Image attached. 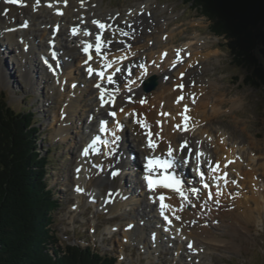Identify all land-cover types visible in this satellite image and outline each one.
<instances>
[{
	"label": "bare ground",
	"instance_id": "obj_1",
	"mask_svg": "<svg viewBox=\"0 0 264 264\" xmlns=\"http://www.w3.org/2000/svg\"><path fill=\"white\" fill-rule=\"evenodd\" d=\"M48 2L49 0H41L40 6L35 7V0H26V6L21 7L18 5H9L4 3V0H0V13L6 12V15H0V76L4 79V81L10 78L8 71L9 67L7 64H10L12 62V59L10 60L8 57L7 61L10 63L4 64L7 55L6 48H10V50L12 51V49L17 48L18 45H22V49L17 48L18 51L17 56L14 57V64L11 63L10 65H17L18 67L23 69V75L28 86L35 92H37V87H39L40 85L39 83H41L42 81L43 83H45L53 79L54 77L55 80L59 78L60 82H62L58 85V89L59 87H64L63 82H69V87L73 83H77L76 89H68L67 95H65L69 103L65 109L67 115L63 114L64 116L62 117L65 120L61 121L59 124L58 132L60 135L64 134L67 131L69 120L76 115V111L78 112V110H80L84 112L83 109L86 106L87 98L85 94H95V98L93 100L94 106L92 110L89 112L86 111L88 113V119L91 118V123L87 121L85 125L82 126V128L79 130V133L81 134L80 140L82 142H85L84 140L90 137L92 134L97 133V130H99L100 120H109V116L107 115L109 111H116L118 121L122 125H124V128H126V130H128L131 140L135 144L134 147L136 150V154L133 155V152H127L125 144L121 137L119 160L118 163L115 164V166L120 168L121 171L120 176L117 179H112L110 176H106L103 171L93 169L89 164L85 163L82 172L79 174V178H77V175L75 176L77 182L76 186L84 189L83 194L76 193V186H74L73 196L77 199V205L80 204L82 197L87 194V192H90L89 188L93 190L87 196L88 199H96L97 196H102L99 192L98 194H95L94 190L97 189V186L105 184L108 185V192L119 191L122 195L115 196L113 198V202L110 205L104 206L103 209L101 208V204H95L94 206L97 207V209L100 208L104 211L116 212L118 209H122L123 206H128L127 201H130L132 196L134 198L136 196L133 193L135 183H132V179L135 180L136 172H138V175H140V177L137 178L136 176V180L138 181L136 182V184H138L141 189L140 192L142 194L140 197H142V200H140V203L142 204L143 209L138 215L139 218L132 221L135 224V228L131 232L127 230L124 231L125 237H128L129 239L137 242L139 245H142L143 248L147 246L149 247V249L151 246L157 248L161 244L163 238H165L167 240V243L170 244H172L171 241H173L172 238L174 237L183 239V241H187V244L191 242L194 248L197 249L195 253L189 255L190 259H194L196 261V264H203V258L206 256L209 245L217 243L215 241H219L216 240L215 236L220 238L221 235L227 232H235L239 226H242V228L243 226L245 227L249 222L250 212L248 211L246 213L248 215H244V217H241V215L234 210L225 211L222 209L219 211L214 203V199L219 198V196L215 195L213 200L209 201L205 196V192L204 194H199V196L201 197L200 200H197L195 195L186 193L191 196V202L197 204L196 208H191L190 203L183 202L180 196L175 192L157 190V192L155 193H150L147 190V186L145 185L144 181L140 180L141 173H143V165L139 164L137 160H135V155L136 157L137 155H139L141 158H143L142 162L144 164V158L146 156L166 154V149L169 144L176 146L179 141L187 140L196 151H201L204 153V156L201 158L202 161L206 162L207 160L211 159L213 161L220 162L221 169L219 173L215 175L222 176L223 172H228V184L225 185V187L229 186V189L233 187L234 189H239L241 185L243 189L240 192L247 193L249 190L253 195L254 187H258L257 180L264 179V174L260 172V169L264 168V164L263 166H259V161L264 159V154H262L259 147L255 145V138L253 137V135H250L248 146L245 145L241 147V145L244 144L242 141L237 142V140L234 142V139L231 135L229 136L227 135V133L217 132L214 140H212L213 138H208L209 141H213V143H211V145L214 146H212L214 149L213 152L205 147L208 144L206 142H204V144L197 143V145L194 142L195 145H193L191 136L192 129L194 127V116L191 115L193 107L201 109L199 110V112L201 116L205 118L203 120L205 121L210 117L206 115V113L208 112L212 116L217 111V109H215V102H219V100H221L217 97V95H221L220 92L216 91L214 92L213 96L211 95L213 99L215 98L214 101H212L211 103H209L208 101H204L208 98V95H210V91L209 93L207 92L208 89L205 88L206 84L201 82V79H195L200 78L195 75L201 72V68H203V66L205 65H203V63L208 61V56L206 54L203 55L201 54L202 52L199 53L197 51L199 45V47L201 48V43H197L198 41L200 42L201 39H199L197 36H194L193 44L195 47H193L191 44H187L184 45L185 48H182L184 49V52L181 49H179V51L177 49V53L180 52V56L173 61H170V59H166L167 57H164V59L162 60L164 54L168 53L167 51H164V49L160 52H157L159 53V55H157L159 57L156 59H153L151 55L148 56L147 61L149 63V66H151L152 69L157 68V70L152 71L153 73L157 74L156 77L158 80L156 86V88H158H154V90H152L154 92L145 96L141 95L142 92H144L145 94L147 93L143 90L142 87H132L133 92L129 93V91L125 90V88L123 87V85L126 83H123V85L120 86L119 92L116 94L115 107L106 105L104 108H101L99 102V90L94 88V85L100 82L102 86L108 87L107 82L106 80L100 81L99 78L95 76H93L92 78L88 77V74L86 72L87 66L84 64L86 57L83 55L82 49L84 43H91L93 40L95 41L94 35L84 36L83 31L89 30L93 33L97 31L95 29V26L91 24V21L93 19H98L99 17H97V15H100L102 13V0H59V2L56 4V8L63 13V15L61 16L56 15L55 9H49L48 7H46V4ZM136 6V8L130 9L129 11L125 12L124 15L119 10H117L112 11L105 16L109 24L113 25L114 28L119 27L123 29L124 31L128 32L129 36H132L134 39L145 36L144 33L147 31V28L144 27L143 22L141 21L143 20L142 17L148 13L150 4L148 1V3H140ZM18 16H23L24 19L27 18L29 27L27 29H21L20 31H8V29H14L20 24L16 19ZM117 22H121L122 24H119ZM129 23L132 24V28L128 27ZM57 25L59 26V31L55 36V49L63 51L61 59L63 61L62 65L64 68L62 67L60 69V72L53 77L50 72L47 73V71L40 67L38 61L35 60V53L48 54L50 52L49 42L53 39V31L57 28ZM73 27H77L80 29L76 36L72 35L71 30ZM33 28L38 29L37 31H43L41 36H39L40 41L38 42L36 36H32L31 34L27 33V31ZM108 34L111 36L110 33ZM22 36L26 37L23 42H21L20 39ZM115 36L116 39H123L125 41V44L129 43V41H127L128 38L121 37L119 33H116ZM164 38L167 39L168 37L164 36ZM42 41H44L45 45ZM130 44L132 43L130 42ZM3 45H5V47ZM122 45L123 44L115 45V50H118V53L122 51ZM144 49H146L145 46ZM115 50L110 51L108 59L117 61V63H114L112 68L109 70L114 71L117 67L123 69L125 65L131 63H146L143 57V52H141L140 56L135 57L136 52L132 47L130 51H124L125 57L127 55L130 59L121 63L119 61V58H116V56H114L113 54ZM75 54L79 55V57L83 56L79 59L80 62H77L81 64V66H79L78 68L74 63ZM93 56L94 59L92 62H90L89 66L98 70L102 62L95 57L94 53ZM50 62L54 63V61H51V59ZM174 63L177 65L176 69H173ZM146 66L147 65H145V67ZM73 68H77L79 75L75 77L73 76V74L71 75V73L75 72ZM57 70L59 71V68ZM113 71H107L106 75L112 73ZM181 73H186V80L183 82L191 84L192 81H195L194 86L188 87L183 92L178 89V85L182 82L180 79ZM71 76L72 78H70ZM147 76L148 75H144V73H138L137 71V73H135V77H132V79L137 80V83H139V79L141 77L147 80L149 78ZM202 80L204 79L202 78ZM207 80V83L209 84L208 86L211 89V87H213L214 85V82L211 79ZM124 82H126V80H124ZM129 95L133 96V102L127 101L126 98ZM181 95H183L184 99L178 104L176 103V99ZM141 98L145 99L147 104L144 103L142 106L139 103V99ZM135 102L138 103V106L136 105L134 107L133 104ZM222 105L223 104L220 101L219 106L222 107ZM121 107L124 108V112H120L119 109ZM185 107H187L188 111L190 112L189 121L180 119L179 114L185 109ZM133 113H135L136 115L134 116ZM164 113H167V115H164ZM137 119H139L141 122H146L147 124L152 125L154 139L158 144V150L155 153H152L151 150L147 148L148 138L145 135V130L141 129L139 125L134 122ZM157 122H159V124H157ZM177 124L181 125V129L186 125L188 127L187 132L183 133L182 131H180V129L177 130L175 127V125ZM198 130L200 131V136L206 134V137H211L209 135L210 129L206 128L205 125L203 126V128L202 126H200V129ZM83 148L84 147H80L78 150L76 167L80 166V164L82 163V158L79 154L82 152ZM109 149L110 148L107 147V149L102 153H107ZM242 151H245L243 156L241 155ZM255 156H257V159L255 158ZM106 157L107 156L101 154L98 157H93L92 160L93 162L100 163L105 167H108L113 163V161L117 160V157ZM228 161H232V163L229 164L227 169L223 168V165L227 164ZM245 161L246 164H244ZM193 163L195 164V160L192 161L191 165ZM132 167H134L133 172L130 171ZM181 171L182 175L189 179V176L187 177V174H184V169ZM230 173H234L239 179L234 177V175L231 176ZM129 175H131L130 188L127 187V181L125 179V176ZM189 181L191 182L190 179ZM221 181V183L223 184V180ZM232 181H236V183L233 184ZM241 181L245 183L244 186ZM215 188L216 186L214 185V189ZM229 189H224L223 194L225 195V190L227 194V191ZM261 192H264V190ZM159 195H164L166 197L165 203L171 205L173 209L177 210L175 212V215H178L180 217V220H175L171 211L166 213L173 220L172 226L167 233L164 232V228L168 227V225L161 222V220H164L159 215L160 202L158 199L155 201L150 199V197H156ZM235 195H237L236 199H238L239 194L236 193ZM258 197L259 200L255 199L254 196V199H251L248 202L247 206L250 207L251 203L255 204V206L257 207L255 209H258V211H260L264 206V200L262 199L263 201L260 203L261 198L259 193ZM262 197L264 198V194ZM205 201H207L205 206L200 207L199 205L204 204ZM89 204V201H86L84 207ZM182 204L183 210L181 211L180 209ZM77 209L79 210L78 206ZM147 222L152 225L147 226ZM192 222H194V224H192ZM189 223L192 227L190 229ZM145 231H148L146 232V236H148L150 240L148 244L143 245L142 238L140 237V235H138V232L144 233ZM153 233H155L156 236L155 241H153L152 239ZM159 234H161L160 239ZM200 249H203V251H199ZM185 253L188 254V251L185 250Z\"/></svg>",
	"mask_w": 264,
	"mask_h": 264
},
{
	"label": "rangeland",
	"instance_id": "obj_2",
	"mask_svg": "<svg viewBox=\"0 0 264 264\" xmlns=\"http://www.w3.org/2000/svg\"><path fill=\"white\" fill-rule=\"evenodd\" d=\"M148 1L150 8L148 13L142 17L143 20L141 21L144 27L147 28V31L144 33L145 36L135 38L134 41L129 40L132 43L131 47L135 49V57L140 56L141 52H143V57L146 61L144 65H147V73H149L146 74L148 75L147 77L157 75L152 72L157 70V68L153 67L154 69H152V67L149 66L147 61L149 55H151L153 59H156L159 57L157 56L159 55L157 52L164 49V51L168 53L164 54L163 58L161 57L162 60L164 57H167L166 59L173 61L178 57L176 55L177 49L178 51L181 49L184 52L182 48H185L184 45L187 44H191L195 47L193 44V37L197 36L201 39L200 42H197L198 44L201 43V48L199 45L197 51L208 56V61L203 63L206 67L204 65V69L201 68V72L195 75L200 77L195 78L196 80L201 79V82L206 84L205 88L208 89L207 92L209 93L210 91V95H208L207 98L208 100L206 99L204 101H208L209 103L214 101L215 98L213 99L212 96L216 91L221 94L220 96L217 95L221 100L215 102V109H217V111L212 116L207 112L206 115L211 118L209 117L205 121H203L205 118L201 116L199 112L201 109L193 107V111L191 112V115L194 116V127L191 134L193 145H195V143L197 145V143L204 144V142H206L208 144L205 147L213 152L214 146L211 145L213 141H209L208 138H213L212 140H214L217 132L227 133L229 136L231 135L234 142L237 140V142L242 141L244 144L241 145V147L245 145L248 146L250 135H253L255 138V145L259 147L261 153L264 154V85L253 87L245 84V82L249 83L250 81L246 79L248 73L235 65L236 63H233L230 54L224 46L225 41H221V38L214 37L210 33V23L206 18L201 17L199 13L191 7L183 5L181 0H102V13L97 15V17H99L97 20L102 19V21H105L106 19L107 21L105 16L117 10L124 15L125 12L130 9L136 8V5L148 3ZM23 18V16H18L16 19L18 23L21 24ZM117 23L120 24L121 22ZM37 30L38 29L33 28L27 31V33L36 36L38 42L40 41L39 36H41L43 31ZM164 36L168 38L166 39ZM42 42L45 45L44 41ZM143 44L146 49H144ZM3 46L5 47V45ZM17 48L22 49L23 47L22 45H18ZM17 48L12 49V51L10 48H6L7 55L4 64L10 63L7 61L8 57L10 60L12 59L11 63L14 64V57L17 56L18 51ZM121 50L122 51L119 53L118 50H115L113 53L114 56L118 57L120 60L121 57H125L124 51H130L131 48L126 49L123 44ZM74 57V63L78 68V55L75 54ZM36 59L38 60L37 56ZM129 59V57H126V59L121 60V63ZM10 64H7L10 78L4 81L0 76V91L3 92L10 107L17 111L22 108H29L31 112H33L34 121L39 127V132L36 134V137L40 139L38 151L42 150L45 152L47 149L50 150L49 156L51 160L48 161L47 182L52 189L53 198L57 201V206L50 213L52 219L50 229L58 238L57 246H87L93 248L95 251H100L102 255L108 254L115 258L116 264H196V261L190 259L189 254L185 253V250H188L187 241H183V239L174 237L172 238L173 241H171L172 244H170L163 238L161 244L157 248L151 246L149 249V247L146 246L143 248L142 245L125 237L124 231L126 230L127 224L138 219V215L143 209L140 203V200H142V197H140L142 194L140 192L141 189L140 186L136 184V182H138L136 179L139 177L138 172H136L137 178L135 176V180L132 179V183H135L133 193L136 196L135 198L132 196L131 200L127 201L128 206H123L122 209L120 208L116 212L104 211L100 208L97 209V207L94 206L95 204L84 207L87 196L93 190L90 188V192H87V194L82 197L80 204L77 205V199L73 196L74 186L77 185L75 169L78 150L84 145V142L80 140L81 134L79 130L88 121L87 112L91 111L94 106L93 100L95 94H85L87 98L86 106L83 109L84 112L80 110H78V112L76 111V115L69 120L67 131L60 135L58 132L59 124L61 121L65 120L62 116H64L63 114L67 115L65 109L69 103L65 95H67L68 89L72 90V85L69 87V82H63L64 87H59L58 89V85L62 82H60L59 78L57 80L53 78L45 83H43V81L39 83L40 85L37 87V92H35L28 86L23 75V69L17 65ZM77 68H75L74 73H71L74 77L79 75ZM135 71V73L138 71V73L145 74L144 69L141 68ZM70 78H72V76ZM202 78L204 80H202ZM207 79H211L214 82L211 89L208 86ZM124 83H126L123 85L125 90L137 87L136 84L133 86L128 82ZM152 92L154 91L146 94L142 92L141 95L147 96ZM220 101L223 104L222 107L219 106ZM137 104L138 103L135 102L133 106L135 107ZM184 114L190 116L189 111L185 112L183 110L179 114L181 120L184 119ZM89 122H91L90 119ZM204 125L206 128L210 129L209 135L211 137H206V134L202 136L199 135L200 131L198 129H200V126L203 128ZM113 127V129H115V122L113 123ZM181 130L180 128V131ZM121 137L127 152H133V155L136 154L135 144L132 142L126 128L121 132ZM241 153L243 156L245 151ZM44 156L46 157L45 153ZM255 158L257 159V156H255ZM135 160H137L139 164L142 163V158L139 155H137V157L135 155ZM244 164H246V161ZM263 164L264 159L259 161V166H263ZM101 168L104 174L109 171V168L105 166L101 165ZM262 169H260V172L264 174V170ZM133 170L134 167L130 169L132 172ZM230 174L236 177L234 173ZM130 176L131 175L125 176L127 181L126 185L129 188L131 187ZM189 176H194V172L189 170ZM242 183L244 186L245 183ZM257 185L258 187H254L253 195L249 190L247 193L240 192L243 189L241 185L239 189H234L233 187L231 188L232 190L229 189V186H223L224 188L221 190L219 198L214 199L220 202L219 206L214 202L219 211L222 209L225 211L234 210L239 213L241 217L248 215L246 213L249 211L250 218L245 227L243 226L242 228V226H239V229L237 228L235 232H227L221 235L220 238L215 236L216 240L219 241H215L217 243L209 245L206 256L203 258V264H264V206L260 211L255 209L257 208L255 204L251 203L250 207L247 206L248 202L254 199V196L255 199L259 200L258 193L261 198L260 203L264 200L262 197L264 192H261L264 190V179H258ZM224 189L229 190L227 194L225 190V195H222ZM107 191L108 185L103 184L97 186L94 193L98 194L99 192L100 195L104 196ZM215 192L216 191L213 190V197H215ZM236 193L239 194L238 199H236ZM199 194L201 195V193ZM205 196L207 197L206 194ZM100 197L101 196L96 197L98 205L101 204ZM192 224H194V222H192ZM149 225L152 224L148 223L147 226ZM189 225V229L192 228L190 223ZM146 232L148 231H145V234L138 232V235L142 238L143 245L148 244L150 240L149 237L146 236ZM160 236L161 234H159V239Z\"/></svg>",
	"mask_w": 264,
	"mask_h": 264
},
{
	"label": "trees",
	"instance_id": "obj_3",
	"mask_svg": "<svg viewBox=\"0 0 264 264\" xmlns=\"http://www.w3.org/2000/svg\"><path fill=\"white\" fill-rule=\"evenodd\" d=\"M206 18L245 84L264 85V0H181ZM39 128L29 108L10 107L0 91V264H116L89 247L57 246L50 229L57 206L47 182L49 151H38ZM46 154V157L44 156Z\"/></svg>",
	"mask_w": 264,
	"mask_h": 264
},
{
	"label": "snow or ice",
	"instance_id": "obj_4",
	"mask_svg": "<svg viewBox=\"0 0 264 264\" xmlns=\"http://www.w3.org/2000/svg\"><path fill=\"white\" fill-rule=\"evenodd\" d=\"M59 2V0H49V2L46 4V7L49 9H55L56 15L61 16L63 15L62 12L59 11V9L56 8V4ZM4 3L9 5H18L21 7L26 6V0H4ZM41 3V0H35V7H39ZM0 15H6L5 13H0ZM91 24L95 26L94 33L89 30H84L83 35L84 36H95V44L92 43H84L83 44V54L86 56V60L84 61V64L86 67V72L88 74L89 78H92L93 76L99 78L100 81L107 82V86H102L100 82L95 84V88L99 90V102L100 107L104 108L106 105H111L112 107H115L116 104V94L120 90V86L123 85L124 80H127L129 84H137V87H141L145 79L141 77L139 79V83H137V80L132 79V77H135V70L137 68L144 69L145 74L147 73V68L144 64H137V63H131L128 65H125V67L122 69L120 67L115 68V70L110 75H106V72L112 68L114 63H117V61L109 60L108 56L110 54L111 50H115L116 44H125V41L123 39H116L115 34L119 33L121 37H128L129 33L124 31L123 29L119 27H113L111 24H107L106 22H102L97 19H93L91 21ZM29 27V24L27 21H24L23 23L19 24L14 29H8V31H20L21 29H27ZM129 28H132V24H128ZM59 31V26L57 25V28L53 31V39L49 42L50 43V59L51 61L55 62V67L52 62H50L49 58H44L43 63L47 66L48 70L55 76L57 75V69L60 67V61L58 58V52L55 50V36L56 33ZM80 31L79 28L73 27L71 32L73 36H76L77 33ZM110 33L111 36L108 34ZM21 42H23L26 37H21ZM27 50V49H25ZM101 61L100 68L94 69L93 67L89 66L90 62L93 61L94 56ZM177 56L179 57V52L177 53ZM126 59V57H121V60ZM177 65L173 64V69H176ZM126 73V75H125ZM119 74V75H118ZM181 83L178 85V89L180 91L186 90L190 86L195 85V81H192L191 84H188L186 82H183L186 80V73H181L180 75ZM114 86V90H113ZM76 84H72V88H76ZM129 93L133 92L132 88L128 89ZM128 102H133V96L129 95L127 98ZM184 99L183 95L177 97L176 103H180ZM139 103L143 105L146 103V100L141 98L139 99ZM120 112H124V108L121 107ZM185 112L188 111V108L185 107ZM109 117H111L113 120H115V130H112L109 125V121L107 119H102L99 122V132L104 135H111L112 139L109 141L108 139H102L101 135H96L90 143L87 144L86 147L83 148L82 152L79 154L82 158V163L80 166L76 167L75 173L77 175V178H79V174L83 170V166L85 163L89 164L91 168L93 169H100L101 168L100 163L93 162V157H98L101 154L107 156V157H117V160L113 161L112 164L109 165V171L106 173V175H110L111 177L115 178L119 175V170L114 169L115 164L118 163L119 160V150H120V142H121V135H118L117 132H120L123 130L124 125H122L118 120H116L117 113L116 111H109L107 113ZM135 116L136 114L133 113ZM164 115H167V113H164ZM185 120L188 119L187 116L184 117ZM136 124L139 125L141 129L145 130V135L148 138L147 140V148L151 150L152 153H155L158 150V144L156 143L154 139V132L152 130V125L147 124L146 122H141L139 119L134 121ZM159 124V122H157ZM176 129L179 130L181 128L180 124L175 125ZM185 131L187 129L185 128ZM97 145H103L105 147H109L110 151L107 153H102L101 148L97 147ZM204 156V153L201 151H196L192 145L187 140L179 141L176 146L169 144L166 149V158H162L158 155H150L146 156L145 163L143 164V179L147 184V190L150 193H155L157 190H167L171 192L177 193L181 200L185 203H190L191 208H196L197 204L191 202V196L186 194L190 193L192 195L196 196L197 200H200L201 197L199 196V193L202 189L207 190V200H213V192H212V184L208 182V175L209 173L217 174L219 173L221 169V164L219 161H213L211 159L207 160L206 162L202 161V157ZM195 160V177L192 178L191 182L188 178L182 175V171L185 168H189L191 166L192 161ZM206 163V167H205ZM232 161H228L227 164L223 165V168L227 169L229 164H231ZM216 181V196L221 195L220 191V185L219 181L223 180L224 184H228V172H223V175H214L212 177ZM199 183V187H197V184ZM233 184L236 183V181H232ZM75 192L83 194L84 189H82L79 186L75 187ZM122 194L119 191H109L106 194V197L101 196V208L103 209L104 206L110 205L113 202V198L115 196H121ZM153 201L159 200L160 202V213L159 215L163 218L164 222L168 225V227L164 228V232H169V229L172 226L173 220L167 215L166 213L171 211L173 213V216L175 220H180V217L178 215H175V212L177 210L173 209L171 205L166 204L165 200L166 197L164 195H159L156 197H150ZM93 203L96 202V199L93 198L91 201ZM207 201L204 202V204H200V207H204ZM216 205L219 206V200L215 201ZM181 211L183 210V204L181 205ZM133 228V225H129L127 230H131ZM153 241L156 240L155 233H153L152 237ZM188 254L191 255L197 251V249L194 248L193 244L189 242L187 244ZM199 251H203V249H200Z\"/></svg>",
	"mask_w": 264,
	"mask_h": 264
},
{
	"label": "water",
	"instance_id": "obj_5",
	"mask_svg": "<svg viewBox=\"0 0 264 264\" xmlns=\"http://www.w3.org/2000/svg\"><path fill=\"white\" fill-rule=\"evenodd\" d=\"M157 86V78L155 76L151 77L148 81L144 83V91L150 92L154 90Z\"/></svg>",
	"mask_w": 264,
	"mask_h": 264
}]
</instances>
